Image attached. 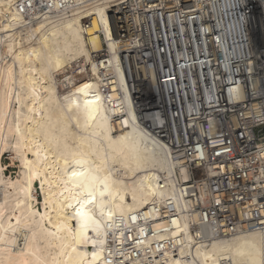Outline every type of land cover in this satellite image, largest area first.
<instances>
[{"label":"bare ground","instance_id":"bare-ground-1","mask_svg":"<svg viewBox=\"0 0 264 264\" xmlns=\"http://www.w3.org/2000/svg\"><path fill=\"white\" fill-rule=\"evenodd\" d=\"M31 1L0 0V264H264V232L207 240L184 215L160 217L171 168L130 109L108 18L124 0H87L89 27L85 13L34 22ZM104 40L112 56L98 63ZM112 68L118 82L105 78ZM85 185L87 222L76 215Z\"/></svg>","mask_w":264,"mask_h":264},{"label":"built area","instance_id":"built-area-1","mask_svg":"<svg viewBox=\"0 0 264 264\" xmlns=\"http://www.w3.org/2000/svg\"><path fill=\"white\" fill-rule=\"evenodd\" d=\"M31 2L34 22L40 12L71 18L89 7L87 0ZM263 3L124 0L108 11L130 109L171 168L173 197L156 212L165 220L184 215L190 232L207 240L264 232ZM93 55L110 60L105 40ZM105 78L118 82L113 68Z\"/></svg>","mask_w":264,"mask_h":264},{"label":"rangeland","instance_id":"rangeland-1","mask_svg":"<svg viewBox=\"0 0 264 264\" xmlns=\"http://www.w3.org/2000/svg\"><path fill=\"white\" fill-rule=\"evenodd\" d=\"M2 165L5 167V175L8 178H17L19 174V164L15 161H12V156L11 154H3L2 156ZM37 199L41 202L42 196L41 193L38 191L37 192Z\"/></svg>","mask_w":264,"mask_h":264},{"label":"snow or ice","instance_id":"snow-or-ice-1","mask_svg":"<svg viewBox=\"0 0 264 264\" xmlns=\"http://www.w3.org/2000/svg\"><path fill=\"white\" fill-rule=\"evenodd\" d=\"M78 163H82V162H78ZM71 175L73 177H75V176H79V175H84V173L83 172L73 171L71 173ZM84 188H85V191L87 192V195L85 196V199L80 202V208L77 210L76 215L80 216L83 220H85L87 222V220L89 219V216H88V214L86 212H84L83 208H84L85 204L92 203V201L95 199V196H94V194L91 191L89 186L85 185ZM85 227H87V223H85Z\"/></svg>","mask_w":264,"mask_h":264}]
</instances>
